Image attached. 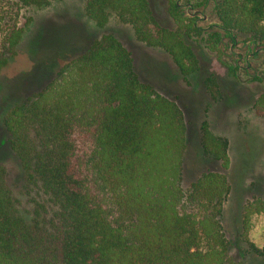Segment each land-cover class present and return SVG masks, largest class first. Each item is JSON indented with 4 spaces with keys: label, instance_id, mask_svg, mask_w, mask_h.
Instances as JSON below:
<instances>
[{
    "label": "trees",
    "instance_id": "16d2710c",
    "mask_svg": "<svg viewBox=\"0 0 264 264\" xmlns=\"http://www.w3.org/2000/svg\"><path fill=\"white\" fill-rule=\"evenodd\" d=\"M51 1L20 3L43 8ZM206 2L219 21L207 33L176 0L166 6L174 30L157 19L149 0H87L84 10L97 27L111 15L129 23L138 40L163 49L187 78L200 68L190 38L205 34L214 52L224 38L264 48V0ZM24 31L10 25L0 67ZM204 86L213 98L220 95L213 76ZM253 109L264 116V93ZM2 124L25 186L37 187L50 208L35 202L30 220L20 215L9 172L0 164V264H242L221 222L230 189L227 140L202 123L201 152L219 170L203 171L185 190L184 113L140 80L130 51L114 35L93 40L60 66L43 87L15 103ZM255 215L264 216V198L244 205L245 232ZM250 245L264 264V243Z\"/></svg>",
    "mask_w": 264,
    "mask_h": 264
},
{
    "label": "rangeland",
    "instance_id": "374dc122",
    "mask_svg": "<svg viewBox=\"0 0 264 264\" xmlns=\"http://www.w3.org/2000/svg\"><path fill=\"white\" fill-rule=\"evenodd\" d=\"M86 1L52 0L43 8H35L22 6L20 0H0V56L10 25L25 27L20 41L7 53L6 63L0 67V164L9 172L18 213L30 220L35 202L49 208L50 203L37 187L25 186L21 164L9 147L3 115L19 100L43 87L60 66L85 51L93 40L112 34L130 51L140 80L174 99L184 113L185 190L203 171L219 170L201 152L202 123L227 140L229 167L224 173L230 189L223 202L221 222L235 258L242 264H258L250 244L258 248L263 245L264 216H253L245 232L243 208L253 197L264 198V116L253 109V101L264 93V48L250 50L249 41L244 38L238 37L234 44L224 38L219 44L220 51L214 52L205 44V34L190 38L188 42L200 68L184 78L168 53L138 40L129 23L111 15L103 27H97L85 14ZM149 1L157 19L169 29H176L166 10L167 0ZM176 1L186 16L197 19L205 33L217 30L219 21L213 3ZM227 64L235 67V74ZM209 76L219 85L220 95L216 98L204 86Z\"/></svg>",
    "mask_w": 264,
    "mask_h": 264
}]
</instances>
